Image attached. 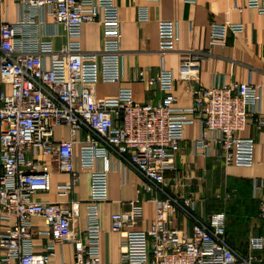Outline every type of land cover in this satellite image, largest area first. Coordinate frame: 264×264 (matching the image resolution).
<instances>
[{"label":"built area","instance_id":"2783aa9c","mask_svg":"<svg viewBox=\"0 0 264 264\" xmlns=\"http://www.w3.org/2000/svg\"><path fill=\"white\" fill-rule=\"evenodd\" d=\"M194 3L196 0H185ZM264 13V0H248ZM15 20H10L9 0H0V77L10 92L0 91V264H49L57 246L74 244V260L60 264H256L264 250V236L251 235L248 253L242 254L226 241V213L197 217L194 196L181 198L166 188L167 172L176 169L174 158L184 139L186 125L198 118L200 136L193 141L196 152L209 156L213 148L225 166H251L254 139L242 133L251 120L264 125L260 108L261 87L251 82H220L202 87L195 82V68L209 50L181 51L179 77L193 95V105H175V74L160 66L141 70L137 79L158 87L160 102H137L131 87L122 86L117 96L99 100L100 82L123 80L124 51L121 20L114 0H14ZM142 11L140 20H146ZM51 18V22L47 18ZM84 23L102 26L103 45L84 50ZM48 25L60 26L66 42L54 46ZM55 28V29H56ZM54 29V30H55ZM242 30L238 23H211L210 45H226L229 31ZM56 31V30H55ZM178 23L160 20L159 51L177 50ZM197 80V79H196ZM67 125L70 138L56 141L55 128ZM86 131L83 140L77 134ZM90 170L87 226L81 234L73 227L77 201L71 209L60 202L35 198L51 189V171L42 156H49L60 170L72 173L69 183H60L58 193L67 195L76 184L74 157ZM119 156L142 178L139 193L147 192L155 203V217L145 228L141 198L129 201V212L112 215V230L123 232V252L118 263L105 261L102 253L101 204L108 198L110 155ZM99 162L101 165L99 166ZM263 179L252 180L257 199L256 217L264 221ZM235 189L217 192L229 202ZM183 210L192 222L191 231L172 225L171 217ZM44 218L46 229L36 231L31 218ZM46 233L45 249L37 251L34 238Z\"/></svg>","mask_w":264,"mask_h":264},{"label":"crops","instance_id":"0c3cea01","mask_svg":"<svg viewBox=\"0 0 264 264\" xmlns=\"http://www.w3.org/2000/svg\"><path fill=\"white\" fill-rule=\"evenodd\" d=\"M121 20V46L124 51L123 80L121 82H100L95 87V96L102 100L117 96L122 86L131 87L137 102H160L164 96L158 87H148L137 79L141 70L151 67L150 75L160 66L173 70L175 74V105L189 107L193 105V95L187 89L186 82L179 77L182 59L181 51L187 49L209 50L210 55L202 59L195 68V82L202 87H210L220 82H251L261 87L260 108L264 114V13L251 7L248 0H114ZM10 20L14 21L16 12L14 0H9ZM142 11H146V20H140ZM175 20L178 23L179 41L177 50L162 55L159 51L158 23L160 20ZM51 22V18H47ZM238 23L242 25L239 32L229 31L226 45H210L211 23ZM48 25L54 46L62 47L66 42L65 31L57 26ZM56 31H55V30ZM81 46L84 50H98L103 45L102 26L99 23H84L81 29ZM10 92L8 83L0 77V91ZM201 123L198 118L185 127L184 139L176 153V169L167 172L166 188L170 194L187 198L194 196L196 206L193 213L205 218L215 212L216 206L209 202L211 194L223 192L227 188L235 189L236 194L230 201L235 202L238 221L232 229L237 230L248 239L251 235L264 236V221L256 217L257 199L252 195V180H264V125L258 127L250 119L242 135L254 139L253 163L251 166H225L216 157L213 148L210 155L196 152L193 141L200 136ZM87 136L86 131L77 134L78 140ZM70 138L67 125L55 128L56 141ZM79 145H76L74 164L78 170V179L67 195L58 193L60 183H69L73 174L62 171L54 165L51 157L42 156L51 171V189L38 192L35 198L42 201L60 202L63 207L71 209V201H77V215L74 230L81 234L87 226V203L90 195V170L79 162ZM112 169L108 174V198L101 204V226L103 229L102 253L105 261L118 263L123 252V232L112 230V215L117 212H129V201L143 200L144 216L134 227L145 228L155 217V203L147 192L139 193L142 178L130 165L119 156L110 155ZM101 162H99V166ZM264 195V190H262ZM219 200V199H218ZM221 202H224L220 200ZM229 201V202H230ZM229 218H235L231 216ZM36 231H44L46 224L41 216L31 218ZM174 226L190 232L192 222L183 210H178L171 217ZM49 240L46 233H37L34 244L37 251H43ZM247 243V244H248ZM74 244L65 242L57 246L49 264H60L74 260ZM3 254V251H0ZM248 253V252H247ZM246 253V254H247ZM264 260V253L261 260Z\"/></svg>","mask_w":264,"mask_h":264},{"label":"trees","instance_id":"16d2710c","mask_svg":"<svg viewBox=\"0 0 264 264\" xmlns=\"http://www.w3.org/2000/svg\"><path fill=\"white\" fill-rule=\"evenodd\" d=\"M209 202L212 203L213 206L217 207V209H215V212L224 211L226 213L225 238L227 243L239 253L246 254L248 252V239H243V236L239 234L237 230L232 229L234 221H238L240 218V215H238L237 213L235 202H221L213 194H211V196L209 197ZM231 216H235V218H229ZM256 253L261 258L264 250L258 251ZM256 264H264V260L262 259L261 261L256 262Z\"/></svg>","mask_w":264,"mask_h":264},{"label":"bare ground","instance_id":"6f19581e","mask_svg":"<svg viewBox=\"0 0 264 264\" xmlns=\"http://www.w3.org/2000/svg\"><path fill=\"white\" fill-rule=\"evenodd\" d=\"M226 83V82H225ZM230 83H235V82H230ZM214 86V85H213ZM211 87V86H210Z\"/></svg>","mask_w":264,"mask_h":264}]
</instances>
